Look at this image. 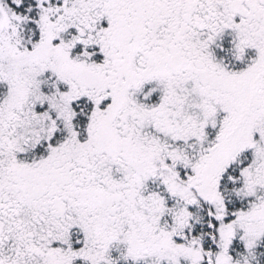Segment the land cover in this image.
I'll list each match as a JSON object with an SVG mask.
<instances>
[{
    "label": "snow or ice",
    "instance_id": "1",
    "mask_svg": "<svg viewBox=\"0 0 264 264\" xmlns=\"http://www.w3.org/2000/svg\"><path fill=\"white\" fill-rule=\"evenodd\" d=\"M0 264H264V0H0Z\"/></svg>",
    "mask_w": 264,
    "mask_h": 264
}]
</instances>
